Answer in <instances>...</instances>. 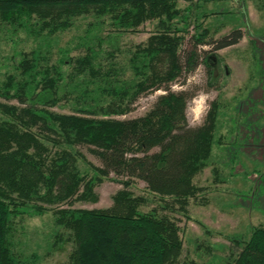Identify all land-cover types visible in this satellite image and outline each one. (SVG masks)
<instances>
[{
	"label": "trees",
	"instance_id": "1",
	"mask_svg": "<svg viewBox=\"0 0 264 264\" xmlns=\"http://www.w3.org/2000/svg\"><path fill=\"white\" fill-rule=\"evenodd\" d=\"M193 1L0 0V26L30 35L55 36L81 17H93L116 34L107 41L83 40L81 54L62 50L56 62L50 51L20 53L14 72L0 82V264H21L12 243L16 220L48 212L72 245L70 264H199L181 263L176 221L156 209L143 211L150 199L131 191L134 180L142 181L161 202L160 210L187 216L189 201L202 190L194 178L207 167L216 142L221 144L215 137L217 103L202 125L191 127L187 109L193 94L176 92L172 85L182 78L185 85L201 65L212 85V69L219 63L215 54L239 44L243 32L214 40L194 23L198 32L186 41L190 19L184 14L191 10L179 3ZM226 1L231 0L194 4ZM149 22H157L155 31L128 51L127 76L117 63L116 40ZM157 91L163 94L144 116L118 118L130 114L141 96ZM61 104L73 112L53 110ZM230 147L232 157L242 149L236 142ZM83 149L101 166L88 162ZM112 174L123 189L110 208H72L75 202H97L96 187ZM62 236L56 237L62 241ZM234 242L239 252L226 264H264V227Z\"/></svg>",
	"mask_w": 264,
	"mask_h": 264
},
{
	"label": "rangeland",
	"instance_id": "2",
	"mask_svg": "<svg viewBox=\"0 0 264 264\" xmlns=\"http://www.w3.org/2000/svg\"><path fill=\"white\" fill-rule=\"evenodd\" d=\"M195 1L192 4L179 3L182 10L188 6L191 10V13L184 14L190 19L185 22L186 41L198 32L194 23L202 24L201 30L207 29L209 39L214 40L236 29L243 32L239 44L215 54L219 63L212 69V77L216 78L212 85L203 65L188 77L185 85L182 84L183 78L172 85L176 92L189 90L193 94L187 109L191 127L202 125L212 104L217 103L215 137L221 144L216 142L207 167L194 178V184L202 190L189 201L187 216L176 210H160L161 202L153 200L142 181L134 180L131 191L150 199V205L143 207V211L156 209L159 214H167L176 221L183 240L181 263L226 264L239 252L235 239L247 240L254 227H264V2L231 0L194 4ZM97 21L93 17H81L65 32L39 37L1 25L0 82L14 72L13 63L20 59V53L50 51L52 61L56 62L62 50H69L71 56L81 54L79 44L83 40L92 43L101 38L107 41L108 37L116 35L108 28L99 27ZM156 24L149 22L138 33L118 36L116 44L120 52L117 63L121 64L127 76H130L128 51L146 43ZM182 25L183 22L178 21L180 28ZM203 49L211 48L205 46ZM64 70L69 71L68 68ZM162 94V91H157L141 96L130 114L118 118L144 116ZM53 110L63 114L73 112L70 105L63 104ZM234 142L242 148L236 157H232L233 149L230 147ZM82 154L94 166H101L87 149H83ZM115 178L112 174L110 179L96 187L97 202H75L72 208H110L113 196L123 189ZM53 221L51 212L42 217L16 220L12 243L21 264H70L72 245L66 240V232L57 229ZM56 236H62L63 240Z\"/></svg>",
	"mask_w": 264,
	"mask_h": 264
}]
</instances>
